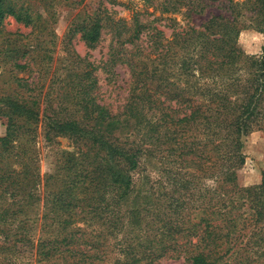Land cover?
Segmentation results:
<instances>
[{"label": "rangeland", "instance_id": "obj_1", "mask_svg": "<svg viewBox=\"0 0 264 264\" xmlns=\"http://www.w3.org/2000/svg\"><path fill=\"white\" fill-rule=\"evenodd\" d=\"M165 1L118 0L110 4L107 0H4V15L0 17V264H192L190 255L182 250L190 248L187 240L195 242L194 235H190L195 232L184 223L188 219L201 221L197 231L203 238L202 251L210 253V230L214 228L218 234L217 227L223 225L217 214L218 203L227 199L238 217L233 242L244 240L249 247L225 259L237 264L248 254L245 264H264V131L255 129L243 137V164L237 167V179L225 184L221 178L216 179L215 169L209 170L206 161L197 170L175 163L168 151L159 148L147 154L130 172L131 190L122 201L118 213L123 218L117 226L99 211L89 214L87 201L86 205L80 203L85 211L77 208L73 217L82 220L68 222L67 196L58 192L65 181L75 177L86 158L73 140L46 139L42 112L37 123L32 120L16 131L12 129L8 136L12 102H38L42 108L50 105L52 109L71 107L66 96L77 70L76 56L97 67V96L114 113L122 111L139 72H147L149 84L162 94L177 88L188 91L194 97L185 100H191L192 106L212 97L207 89L213 95L229 90L233 101L242 99L243 88H248L251 62L263 55L264 32L260 26L264 16L258 13L256 0H232L231 4L229 0L206 1L199 8L192 5L179 12L163 13L160 6ZM233 10L239 15L236 20ZM87 15H99L108 26L93 46H88L77 32V25ZM214 18L220 28L211 25L205 30ZM119 19L130 33L138 22L145 27L136 52L123 51L116 43L118 35L112 25ZM224 28L236 30L229 33L228 39L245 58L233 68L232 77L210 82L200 79L194 69L184 65L185 60L192 64L197 54L194 40L199 42L203 37L193 32L205 31L218 37L226 32ZM157 41L161 44L158 50L167 53V60L152 55ZM126 47L131 49L130 45ZM133 54L135 74L127 62L114 61ZM61 80L67 82L64 87ZM168 124L160 128L164 134L166 128L173 127ZM29 127L30 132H26ZM102 188L111 191L108 185ZM223 193L227 196L222 197ZM207 223L211 224L208 233ZM78 230L83 233L76 236L78 244L88 249L98 245V259L63 252L65 242L71 243V235ZM165 241H169L167 253L161 250V242ZM239 246L234 251H239ZM50 248L54 251L44 255ZM215 251L217 259L223 251Z\"/></svg>", "mask_w": 264, "mask_h": 264}, {"label": "trees", "instance_id": "obj_2", "mask_svg": "<svg viewBox=\"0 0 264 264\" xmlns=\"http://www.w3.org/2000/svg\"><path fill=\"white\" fill-rule=\"evenodd\" d=\"M107 1L112 4L117 3L118 0ZM206 1L227 2V0H166L161 4L160 9L163 13H174L192 5L199 8L207 3ZM229 2L231 4L232 0ZM3 3L4 0H0V17L4 15ZM256 3L257 8L259 7L258 13L264 16V0H256ZM10 12L19 21L22 20L13 9ZM232 13L236 20L239 15L235 14V10ZM103 21L104 18H100L99 15H87L77 25V32L81 33V38L88 46L97 43L102 31L108 27L107 24L102 23ZM211 25L213 29L220 28L217 19L214 18L207 26H204V29L208 30ZM261 25L264 32V24ZM112 27L118 35L116 43L122 45L123 51L130 53L135 50L136 52L145 27L138 22L130 33L127 25L123 24V19L113 20ZM119 27H122L123 32H120ZM224 29L226 32L219 34L218 37L206 34L205 31L193 32L203 37L199 42L197 39L194 40L197 54L192 64L185 60L184 65L194 69L200 79L210 82L232 77L233 68L245 58L242 50L228 39L229 33L236 30ZM187 41L190 40H184V42ZM127 45H130L131 49H128ZM160 47L161 44L157 41L154 50L151 51L152 55H161L160 59L167 60V53L160 51ZM135 56L136 54L124 55L123 58L114 61L127 62L135 74L137 71L133 60ZM74 63L77 65V70L74 72V79L66 96L71 100V107L60 105L52 109L50 105L42 108L38 102L32 104L12 102L10 104L12 113L8 119V136H10L12 129L16 131L35 119L37 123L42 112V117L46 121V139L68 138L75 141L78 149L83 151L86 159L79 166L75 177L65 181L58 192L66 193L65 205L68 208L70 223L82 220L80 217H73L78 211L77 208L81 212L85 211L80 203L83 202L86 205L85 201H87V207H91L89 214H98L94 211H99L111 224L116 226L121 224L123 216L120 218L118 212L123 204L122 201L130 194L132 185L130 172L138 168L147 154L153 153L158 148L168 151L175 163L188 164L193 169L198 170L206 161L210 165L208 169H215L216 179L221 178L222 184L234 181L237 179V167L239 168L244 161L241 154L243 137L255 129L264 131V47L261 59L251 62L248 88H243L242 99L233 101L230 98L232 96L228 94L229 90H221L220 94L213 95L212 90L207 89V94L212 97L204 103L201 102L200 105L192 106L191 100H185L194 97L188 91L177 88L162 94L149 84L151 78L146 77L147 72H139L135 76L122 111L118 113H114L110 106L102 103L97 96L99 86L97 67L79 56H76ZM61 83L64 87L67 82L61 80ZM182 100H185V107L181 109L179 106L183 105ZM181 111L183 114L179 115ZM167 123L173 127L166 126L168 128L164 134L160 128H164ZM30 130L31 127L27 128L26 132ZM103 185H108L111 191H102ZM111 193L112 195L108 198L107 195ZM226 196V193L222 194V197ZM225 201L218 203L220 209L217 214L223 224L222 228L217 227L220 233H214L213 228L208 235L210 253L206 254L202 251L203 238L199 237L197 231L201 221L188 219L184 223L187 228L195 232L190 234L194 235L195 242L187 240L190 248L182 250L185 255H190L188 258L192 264H233L229 258L225 259V257L238 256L241 252L247 251L249 242L244 240L233 242L232 236L237 228L238 217L234 216L237 212L229 203L230 200ZM209 225L211 224L207 223V233L210 229ZM176 231L181 230L176 228ZM78 235L83 233L80 230L73 233L72 242H65L63 252H75L82 254L83 257L98 259L100 253L98 245H92L89 249L86 246L83 247L78 244L79 239L76 238ZM220 239H222L221 244L217 245ZM64 241L67 240L62 242ZM167 242L169 241L161 242V250L164 253L168 251L165 249ZM238 243L240 252L234 251ZM216 248L223 251L217 259L215 258ZM51 251H54V248H50L44 255H49ZM248 260L247 254L240 257L237 264H245Z\"/></svg>", "mask_w": 264, "mask_h": 264}]
</instances>
